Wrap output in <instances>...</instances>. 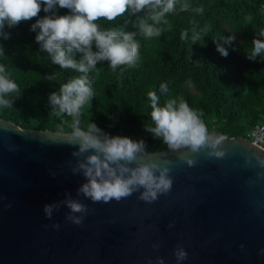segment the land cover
I'll list each match as a JSON object with an SVG mask.
<instances>
[{
  "label": "water",
  "instance_id": "water-1",
  "mask_svg": "<svg viewBox=\"0 0 264 264\" xmlns=\"http://www.w3.org/2000/svg\"><path fill=\"white\" fill-rule=\"evenodd\" d=\"M51 133L0 119V264H264L258 145L235 137L198 153L144 150L145 161L168 162L171 189L153 202L140 199L138 189L93 203L79 192L86 180L77 166L87 153L49 141ZM215 151L223 157L209 155ZM185 152L194 166L181 159ZM68 200L87 213H70ZM46 204L57 205L50 219ZM68 215H83L82 224ZM178 248L187 259H176Z\"/></svg>",
  "mask_w": 264,
  "mask_h": 264
},
{
  "label": "trees",
  "instance_id": "trees-1",
  "mask_svg": "<svg viewBox=\"0 0 264 264\" xmlns=\"http://www.w3.org/2000/svg\"><path fill=\"white\" fill-rule=\"evenodd\" d=\"M185 3L189 8L181 10ZM55 11L69 14L59 7ZM45 15L41 11L14 27L6 25L8 38L0 36V64L19 89L9 97L11 108L0 107V119L25 129L67 132L73 117L56 116L48 98L82 74L60 68L40 50L35 42L38 29H30ZM152 15L146 9L135 15L129 10L113 21H97L102 30L135 33L138 59L133 66L116 70L102 61L89 71L95 95L81 111L82 128L94 123L109 135L143 141L147 153L168 149L148 131L153 126L149 91L156 93L161 105L168 98L183 99L202 114L210 136L246 138L254 126L264 125V53L248 59L252 40L264 39V0H176L175 10L159 23ZM141 19L161 28V35L145 38L139 29ZM230 35L235 40L225 44ZM217 44L226 48L227 57L220 55ZM75 57L79 60L81 54ZM161 84L168 85L167 93L161 92Z\"/></svg>",
  "mask_w": 264,
  "mask_h": 264
},
{
  "label": "clouds",
  "instance_id": "clouds-1",
  "mask_svg": "<svg viewBox=\"0 0 264 264\" xmlns=\"http://www.w3.org/2000/svg\"><path fill=\"white\" fill-rule=\"evenodd\" d=\"M175 6L176 0H0V36L8 38L3 31L6 25L14 27L43 11L47 15L31 25V31L38 29L35 42L41 51L51 57L53 64L82 74L70 78L60 86L58 92L50 94L48 99L54 114L73 119L68 127L70 131L65 132L62 128L57 133L47 135V138L51 142L77 147L79 154L87 153L84 161L77 166L86 180L79 192L93 203L119 201L138 189H143L140 199L153 202L159 194L171 189L170 169L166 166L168 162L145 161L140 157L145 147L143 141L109 135L94 123H88L86 129L82 128L80 116L82 109L90 104L95 95L93 81L88 76L91 69L96 68L99 62L106 61L112 70H116L120 66H133L138 59L139 45L134 39L135 33L102 30L97 21H113L129 10L135 15L146 9L153 13L150 18L159 23L166 14L175 10ZM57 7L67 9L69 14L57 15ZM188 8L187 3L181 6V10ZM139 29L145 38L159 37L162 31L144 19L139 21ZM186 36V32L181 34L182 39ZM234 40L235 35H230L223 41L231 44ZM252 45L248 59L255 60L264 53V39L255 38ZM217 51L223 57L228 55L226 48L220 44H217ZM76 53L81 54L79 60L75 57ZM49 79H54V76ZM160 90L167 93L168 85L161 84ZM18 91L17 84L9 78L6 66L0 64V107L11 108L9 97ZM147 96L151 102L153 124L148 131L170 150L190 148L192 153H198L203 148L215 149L226 139L223 135L213 139L201 118L202 114L190 108L183 99L168 98L161 105L154 91H149ZM209 155L223 157L224 153L215 151ZM188 156L189 153H182L181 159L194 166L195 159ZM261 163L264 164V160ZM66 205L70 213L88 211L84 204L76 200H68ZM54 207L57 205H44L46 218H51ZM66 219L81 225L84 217L68 215ZM175 256L178 261L187 259L183 249L178 248ZM158 264H163V260H159Z\"/></svg>",
  "mask_w": 264,
  "mask_h": 264
},
{
  "label": "built area",
  "instance_id": "built-area-1",
  "mask_svg": "<svg viewBox=\"0 0 264 264\" xmlns=\"http://www.w3.org/2000/svg\"><path fill=\"white\" fill-rule=\"evenodd\" d=\"M246 139L264 150V125H256L248 131Z\"/></svg>",
  "mask_w": 264,
  "mask_h": 264
}]
</instances>
